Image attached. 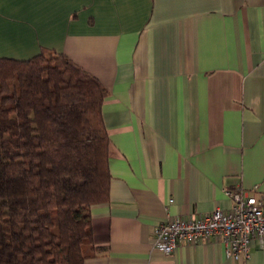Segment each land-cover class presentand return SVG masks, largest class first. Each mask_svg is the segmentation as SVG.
<instances>
[{"label":"crops","instance_id":"crops-1","mask_svg":"<svg viewBox=\"0 0 264 264\" xmlns=\"http://www.w3.org/2000/svg\"><path fill=\"white\" fill-rule=\"evenodd\" d=\"M63 53L107 89L109 190L83 264H264L215 237L165 254L158 225L264 205V0H0V57ZM257 188V192L253 189Z\"/></svg>","mask_w":264,"mask_h":264},{"label":"trees","instance_id":"trees-1","mask_svg":"<svg viewBox=\"0 0 264 264\" xmlns=\"http://www.w3.org/2000/svg\"><path fill=\"white\" fill-rule=\"evenodd\" d=\"M107 89L63 53L0 57V264H83L108 201Z\"/></svg>","mask_w":264,"mask_h":264},{"label":"built area","instance_id":"built-area-1","mask_svg":"<svg viewBox=\"0 0 264 264\" xmlns=\"http://www.w3.org/2000/svg\"><path fill=\"white\" fill-rule=\"evenodd\" d=\"M256 189L253 191L257 192ZM224 193L232 202L230 209L216 208L198 219L174 217L156 227L152 246L170 254L201 238L215 237L225 246L228 258H246L251 242H264V205L242 188L227 189Z\"/></svg>","mask_w":264,"mask_h":264}]
</instances>
